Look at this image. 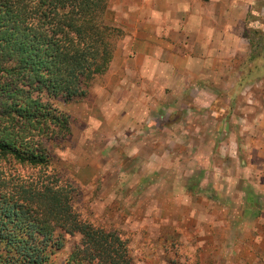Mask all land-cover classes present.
Listing matches in <instances>:
<instances>
[{"label":"rangeland","instance_id":"obj_1","mask_svg":"<svg viewBox=\"0 0 264 264\" xmlns=\"http://www.w3.org/2000/svg\"><path fill=\"white\" fill-rule=\"evenodd\" d=\"M263 43L258 42L259 67H264ZM105 78L96 83L105 84ZM92 89L82 101H54L69 115L72 135L51 143L53 168L77 187V209L129 238L136 264H264V219L239 215L242 231L230 230L227 223L236 215L227 210L241 198L239 181L246 191L259 190L254 175L264 174V110L253 119L247 108L244 120L237 116L227 123L243 135H215L221 118L186 109L161 121L165 132L172 134L175 127L173 135H165L174 146L154 151L159 128L145 125V133L125 137L129 127L108 119L106 98L103 107L95 106L103 91ZM246 89L264 109V86ZM257 145L260 150L253 149ZM64 239V252L79 241L78 236ZM65 257L60 254L58 261Z\"/></svg>","mask_w":264,"mask_h":264},{"label":"trees","instance_id":"obj_2","mask_svg":"<svg viewBox=\"0 0 264 264\" xmlns=\"http://www.w3.org/2000/svg\"><path fill=\"white\" fill-rule=\"evenodd\" d=\"M111 1L0 0V264H136L129 238L77 209L50 147L72 135L54 101L85 100L111 66Z\"/></svg>","mask_w":264,"mask_h":264},{"label":"crops","instance_id":"obj_3","mask_svg":"<svg viewBox=\"0 0 264 264\" xmlns=\"http://www.w3.org/2000/svg\"><path fill=\"white\" fill-rule=\"evenodd\" d=\"M108 17L123 34L105 84L92 90L103 91L95 106L103 107L106 98L108 119L129 127L125 137L145 133V125L159 128L154 151H162L166 144L174 146L165 135H173L175 127L172 134L165 132L161 121L186 109L221 118L215 135H243L226 125L237 116L244 120L247 108L253 119L260 117V101L245 88L264 86V67L256 64V44L264 40V0H112ZM203 134L205 140L208 131ZM254 177L256 191H246L239 181L241 198L227 210L236 211L227 221L230 230L242 231L240 216L264 219V174Z\"/></svg>","mask_w":264,"mask_h":264}]
</instances>
